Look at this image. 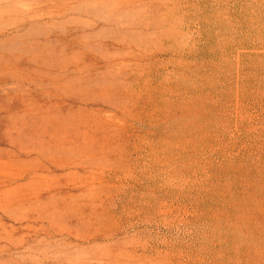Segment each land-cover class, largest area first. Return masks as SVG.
Masks as SVG:
<instances>
[{
    "label": "rangeland",
    "instance_id": "374dc122",
    "mask_svg": "<svg viewBox=\"0 0 264 264\" xmlns=\"http://www.w3.org/2000/svg\"><path fill=\"white\" fill-rule=\"evenodd\" d=\"M0 264H264V0H0Z\"/></svg>",
    "mask_w": 264,
    "mask_h": 264
}]
</instances>
